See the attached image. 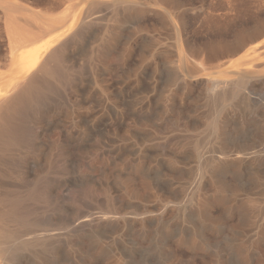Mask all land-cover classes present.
Instances as JSON below:
<instances>
[{"label": "rangeland", "instance_id": "obj_1", "mask_svg": "<svg viewBox=\"0 0 264 264\" xmlns=\"http://www.w3.org/2000/svg\"><path fill=\"white\" fill-rule=\"evenodd\" d=\"M9 1L15 4L11 12L18 17L14 18L18 19L21 14L26 17L27 14L44 23L57 22L58 28L53 35L62 37L69 28L76 30L84 27L83 36L79 38L81 42L78 39L74 41L70 54L72 61H78L77 65L82 68L84 75L77 74L81 82L83 80L81 84L93 91L96 98L91 104L94 114H85L87 105L82 103L84 93L78 92L76 106L81 109V115L73 120L74 123L65 116L68 103L63 99L51 98L45 104L48 113L44 120L33 113L29 115L30 148L23 157L16 155L10 159L6 156L8 163L0 172V184H17L7 165L17 169L23 167L27 183L32 182V177L47 166L46 159L36 157L37 153L48 152L60 128L72 132L73 162L66 171L58 166L57 172L64 171L56 172L55 176L53 173L47 176L40 173V177H47V182L51 183L49 186H55L50 201L34 203L31 198L26 201L30 208L37 205L41 210L33 215L40 228L35 226L36 231L32 228L30 237L27 236L36 242L34 246H9L2 264H115L118 258L122 264H264V238L253 235L245 224L235 222L238 219L235 210L215 196L210 179L212 168L205 163L209 159L217 162L226 160L220 158L221 154L215 153L217 151H212L219 145L213 127L226 117L229 120L227 143L235 149L234 154H238L244 165L241 166L243 171L237 173L229 164L230 168L222 169L217 178L228 186L241 185L247 189L251 185L248 174L251 169L264 171V56L250 59L247 65H238L250 71L256 69L257 72L248 73L250 78L244 84V91H240V97L233 104L219 112L215 99L220 88L229 86L225 80L238 77L227 75L225 71L237 68L234 62L242 60L251 47L260 45L264 48V34L255 39L249 37L256 27L264 29V0H107L120 5L123 19L117 29L118 41L109 44V51H106L109 56L105 54L104 58L107 72L102 78L111 89L119 88V101L122 103L120 105L119 101L114 103L113 99H108V109L104 114L96 106L99 93L95 82L101 73L99 70H102L96 58L98 49L106 40V30L110 29H107L111 25V16L108 18L111 11L107 13L109 7L104 5L98 19L85 24L84 13L81 12L85 0ZM74 2L80 4L76 11L65 15ZM105 9H109L105 11L107 16ZM4 13V9L0 8V48L3 50L7 48L10 36ZM13 19H10L11 25L16 32L27 33L25 37L33 36L31 30L33 32L34 25L31 24L30 28V21L27 24L23 17L19 18L24 21L22 23ZM101 19L106 21L103 23ZM63 21L66 22L60 23ZM24 25L30 28L26 29L27 32L23 29ZM173 28L178 30L176 40ZM240 39L246 43L245 46L232 54L231 46ZM174 42L184 49L185 69L183 78L179 76L169 83L167 77L170 78L169 73L177 60ZM181 79L184 83L188 81L189 86L185 87ZM84 117L85 120L89 117L88 121H99L94 125H90L93 121L86 124ZM254 136H257L256 139ZM197 139L200 158L190 155L195 152ZM124 146L126 153L118 159L115 150ZM245 148L250 149L246 152ZM10 160L14 161V166L9 164ZM250 160L252 163H249ZM197 163L204 165L202 176L185 179V169L195 167ZM179 186L186 187L183 191ZM196 188L204 190L210 198L207 210L212 216L211 221L205 222L199 215L196 197L199 190ZM2 190L0 187V192ZM191 235L201 236L202 241L194 236L197 241L188 242Z\"/></svg>", "mask_w": 264, "mask_h": 264}, {"label": "bare ground", "instance_id": "obj_2", "mask_svg": "<svg viewBox=\"0 0 264 264\" xmlns=\"http://www.w3.org/2000/svg\"><path fill=\"white\" fill-rule=\"evenodd\" d=\"M79 5L80 4H78V2H74L71 5H69L67 14H65V15H67V16L72 15L76 11V9L78 8ZM104 5H106L110 9V10L108 9L109 11L105 9L104 13H106L105 11H108L107 13H109L111 11V15H109V17H108V18H110V16H111V20L109 19V21H111V25L107 28V29L110 28L109 31L106 30V32L108 33L107 37H106V40L103 41L102 47L100 49H98V50H100L99 53L97 52L99 55L97 56V54H95L98 57V58H96L97 59L96 61L99 60L98 63L100 64V66L102 68L101 71L99 70V72H101V73H99V75L96 78V82H95L97 84L98 93H99V94H97V104H96V106L98 105L99 112H101L103 114L105 113L106 108L108 109V107H107V105L109 103L108 99L111 98V99H113L114 103H117L119 101V98H120L119 96H121L119 88H117V89H113L112 88L113 89L112 90L110 85H108V83H106L103 80L102 77H103V75L105 76V74L107 72V70H106V65L107 64H106V62L104 60V58H106L105 54L108 53L106 51L108 50L109 44H112V43L118 41L117 40L118 38L116 37V34H117L118 26H120V24L122 23L123 16H122L121 11H120L121 10L120 5H116V3H110L107 0H85V5L81 9V12L84 13V17H83V15H81V16L83 17V20H84L85 24H87L88 22L91 23V21L94 20V19H98L97 17H99L100 14L103 12L102 8H103ZM14 6H15V4L12 3L11 1L8 2V0L7 1L0 0V8L4 9V12H5L4 13L5 14L4 15V19L6 21V26H8V29H9V32H10L9 41H7L8 42L7 43V48H5V50L0 48V172L4 171L3 166L8 163L7 160H6V156L10 157V159L14 158L16 155H18L20 157H23L24 155H26L25 154L26 151L30 148V135L31 134H30V129L27 126V119H28V117H29V115L31 113L35 114L37 116V118H40V119L44 120L45 117L47 116V113H48L45 110V104L51 98H57L59 100L63 99L69 105V106L68 105L66 106L67 109H66L65 116L67 118H69V120H71V122L74 123L73 120H76V118L81 115L80 114L81 109H79L76 106V104H77V99L76 98H77V95H79L78 92L82 91L84 93L83 99L82 98H80V99H82V103H83L84 106L87 105V106H85V111H86L85 114H89V113L92 114L91 110L94 109L93 105L91 106L92 99L96 98V95L93 93V91H91L90 89H86L82 85L83 84L82 83L83 80L81 82V79H80L79 75H77V74H81L83 72L82 68L80 67V64H78L79 66L77 65L76 62H78V61H76V62L72 61L71 54H70V52H71L70 49H72L71 47H72V44H74V41H76L77 39H78V41L82 40V39L79 40V38L83 36L84 27H79L76 30H72V28H69L68 30H66L62 34L63 36L60 37V36L53 35L54 30H56L58 28L57 25H56L57 22H56V24L55 23H53V24L52 23H47L46 21H45L46 23H44V21L42 22V21H40V19H39V21H37L36 17L33 16V15H27L26 14V17H24L23 14H21L20 17L25 18V22H27V24H28V21H30L29 27L34 25L33 32L31 30V33L33 34V36L32 37H25L27 35V33L26 34H25V32L19 33L18 31L16 32L12 28L10 19H13L14 16H15V12H13L14 14L11 12V11L14 10L13 9V8H15ZM130 7H132V6H130ZM17 8H19L18 5H17ZM104 8H106V7H104ZM24 12H26V10ZM107 13H106V16H107ZM16 16L18 17V15H16ZM67 16H65V17H67ZM77 17H80V16L78 15ZM61 18H63V17H61ZM61 18L59 20H61ZM14 19H17V18H14ZM18 19H17V21H18ZM80 19H81V17H80ZM56 20H54V21H56ZM19 21H20V19H19ZM50 21H52V20H50ZM105 21L106 20H104V22ZM22 22H24V21H22ZM65 22L66 21H63V22H60V23H65ZM102 22H103V20H102ZM81 25H83V24H81ZM91 25H93V24H91ZM19 26H20V24H19ZM86 26H88V25H86ZM25 27L24 28L22 27V28L25 29V31L27 32L28 30H26V29L29 28V27L28 26L26 28ZM60 29H61V27H60ZM87 31H88V28H87ZM8 34H7V36H8ZM263 34H264V29L260 30V28L256 27L255 29H253L250 32V36L249 37L251 39H255V38H258L259 36H261ZM174 35L176 36L175 37V40H176V38L178 37V30L176 28L174 29ZM83 42H85V41H83ZM100 42H102V41H100ZM176 42H174L175 44H173V47L175 48L174 51H176L175 54H177V60L174 61L175 65L173 64V67L170 66V67L173 68L172 71L169 68L170 71H171L169 73L170 74V78L168 79V77H167V80H169V83H170V81L173 82V79H176V78L178 79L179 76L180 77L184 76L183 75V72H184V69H185V66H184V54H183V50L184 49L182 50V48L180 46H178V44H176ZM99 44H98V47H99ZM245 44L246 43L244 41H242L241 39L238 40L237 42L235 41L234 45L231 46V49H232L231 53L232 54H236L239 50H241L245 46ZM73 47H75V46L73 45ZM110 47H111V45H110ZM116 50H118V49H116ZM74 51H75V49H74ZM185 51H187V50H185ZM247 52L248 53L245 55V57L242 60L234 62V63H237V65H236L237 68L229 69V70L225 71L227 73V75H231L232 74V75H237L238 77H236V79H229V80H225V81L223 80L224 82L228 83L229 86H227L226 88L225 87L220 88L219 91L216 89L218 91V93H217V95L215 94L216 95L215 99H216L217 105L219 104V107H220L219 112L222 109H225L227 106H229L230 103L233 104L232 102H235L234 100L239 96L240 91H244V90H242L245 87L244 84L250 78V75H248V73H253L254 74L255 71L257 72L256 69H255V71H252L254 69L251 68L252 70L250 71L249 68H242V67H239L238 65H247L251 61L250 59H254V58L256 59L257 57H263L264 56V48H262L260 45H256V46L251 47ZM94 53H96V52L94 51L93 54ZM198 64L200 65V61H199ZM202 66L203 65H201V67ZM78 67L81 68V70ZM108 67H107V69H108ZM84 70H85V68H84ZM88 71H90V70L88 69ZM152 71H153V69H152ZM96 73H98V72H96ZM262 73L263 72H261L260 74H262ZM198 74L199 73H197L196 76ZM193 77H194V75H193ZM198 77H199V75H198ZM181 78H183V77H181ZM257 78H256V80H257ZM105 80H107V79H105ZM181 80L183 81V85L186 87L188 81L185 80V83H186V85H185L184 80L183 79H181ZM174 82H175V80H174ZM188 86H189V84H188ZM169 87H171V86H169ZM113 101L110 102L111 105L113 104ZM120 102L121 101H119V103ZM121 103H120V105H121ZM53 104H54V102H53ZM60 104H63V103H60ZM212 107H214V106H212ZM57 109H56V111H57ZM59 109H60V107H59ZM109 109H110V107H109ZM119 109H120V107H119ZM120 112H117V113H120ZM215 113H216V111H215ZM111 114H112V112H111ZM122 114L124 115L123 112H122ZM212 115H214V113ZM217 115H218V113H217ZM228 115H230V114H228ZM51 116H53L52 113H51ZM117 116L118 115H116V117ZM96 117H95V119H96ZM88 118H87V120H85V117L83 118V120H85L86 124H88L89 122L93 121L91 119H90V121H88L89 120ZM216 118H215V120H216ZM111 119L112 118H110V120ZM262 119L264 121V118H262ZM113 120H116V119H113ZM217 120H219V119H217ZM96 121H97V119H96ZM98 121L97 122L93 121L92 123H90V125L93 124L94 122H95L94 124H96V123H98ZM118 121L122 122L123 120L118 119ZM39 122H40V120H39ZM66 126L67 125H65V127ZM210 126H211V124H210ZM212 126H213V124H212ZM228 127H229V120L226 117L224 119H222V120L217 121L216 124L213 127L214 130L216 131L215 135L218 136V138H217L218 141L217 142H219V145H218V147H215L217 149L214 148L215 150L213 149V146H214L213 145L212 146V149H213L212 151L213 152L217 151L215 153L216 154L220 153L221 154L220 158H222L223 160L226 158V160L217 162L214 159H211V161L209 159L208 161H206L205 163L207 165L209 164V166H211V168H212L211 172H213V173H210L212 176L209 175L211 178L209 176L208 177L210 179H212L211 181L213 182V187H214L213 190L215 191L214 194L217 197V199L220 202L224 203V204H226V203L229 204L231 209L235 210V212L237 213L238 219H235V222L240 223V224H245L248 227L247 229L249 230V232H253V235H255L256 237L258 236L260 239H263L264 238V171L259 170V168L258 169L257 168H252L251 169L250 173H248V174H250V177H251V185L247 189L243 188L241 185L239 187H237L236 185L228 186L229 184H227V183L224 184V183H222L223 180L220 181L217 178V175L219 174V172L222 169L230 168L229 164H231V167L233 168V170L235 172L239 173L240 171H243V170H241V166L243 164L242 160L239 158V156H237L238 155L237 153H236L237 155L234 154L235 153V149L233 147L229 146V144L227 143V137H226L227 134L226 133H227V130H229ZM34 128L35 127H33V129ZM214 130H212L213 134L215 132ZM68 131L64 130V129L62 130L60 128L58 132L56 131V133H55L56 135L54 136V140L51 143L50 148L48 147L49 148L48 152H46L44 150L43 151L40 150L42 152L37 153L36 157H39L41 159L44 158V160L46 159L47 166H46V168H43L42 170H40L39 173L36 172L37 175L35 177H32V179H33L32 182L27 183V178L28 177H27L26 174H24V170L22 169L23 167L20 168V166H19V169H17V167L14 166V161L12 162L11 160H10L9 164H11L14 167L10 168V166L7 165L9 167V170L12 171L10 173L11 176L14 177L17 180V184H12L10 186H3V185L0 184V187H2L3 190H4V191L2 190V192H0V264H2L3 257H4V255L6 253V251L8 250L7 248L9 246L12 247L15 244H19V245H23V246L26 247L27 245L35 244L36 241L34 239H32V238L28 239V237H30L28 235H30V232H31L32 228H33V230H35V226L39 225V221H37V219L33 218V215L34 214L37 215L39 213L40 206L38 207L36 205L34 208H30L29 207L30 205L28 206L26 204V201L29 200L30 198L33 200L34 203L35 202L43 203L45 201H50V199L52 197V191H54L53 187L55 185L53 186V183H52L53 187L49 186V184H51V183H48L47 180H46L47 174L53 173L54 176H55V173L57 172L56 170L58 169L57 168L58 166H59V168L61 167L62 169H64L66 171V168L69 165H71L72 162H73V156H72L73 155L72 154L73 144H71L73 140H72V135L70 134L72 132H68ZM83 131L84 130H82V132ZM88 131H89V129H88ZM123 135H126V133L123 134ZM204 136H205V134H204ZM211 137H212V134H211ZM256 137L254 136L255 139H256ZM52 139H53V137H52ZM229 140H231V138ZM199 142L201 143V141H199ZM255 142H257V141H255ZM258 142H259V140H258ZM254 144L255 143L253 142L252 145L254 146ZM203 147L204 146L202 145V148ZM202 148H200V149L202 150ZM125 149H126L125 146H124V148L119 147V149L115 150V156L118 159H122L124 157L125 153H126ZM198 149H199V144H198V139H197L195 152L193 154H190V155H192V157H194V158H200L199 157L200 153H198V151H200V150H198ZM247 149H246V152H247ZM244 152L245 151L243 149V153ZM261 152H262V150H261ZM248 153H249V151H248ZM258 153L261 154L259 151H258ZM216 154H215V156H216ZM262 154L264 155V153H262ZM32 155L34 156V154H32ZM233 155H235V158H232ZM203 156H205V155H203ZM218 156H220V155L218 154ZM44 160H43V162H45ZM198 161H199V159H198ZM226 161H228V162H226ZM243 161H244V159H243ZM177 162H178V160H177ZM199 162H201V160ZM202 162L204 163V161H202ZM18 163H19V161H18ZM172 163H174V162H172ZM181 163H183V162H181ZM249 163H252V161L249 162ZM190 164H193V163L190 162ZM7 166H6V168H8ZM184 166H186V165H184ZM202 166H204V165H202ZM202 166L197 163V166H195V167L194 166L193 167L192 166L187 167L185 169V171H184L185 172V179L189 178L191 180L196 175L202 176V174H201V172H203L202 171L203 170ZM255 167H256V165H255ZM204 169H205V167H204ZM64 170H61V171H64ZM67 171H69V170H67ZM234 171H233V173H234ZM26 172L28 173V171H26ZM41 172H43L42 174L46 173V176L44 175V177H40V175H41L40 173ZM60 172L58 171L57 173H60ZM205 172H206V169H205ZM61 174H63V173H61ZM64 175H65V173H64ZM60 178H63V177L60 176ZM176 187H178V186H176ZM179 187H180L181 190L184 191L183 187H186V186H183V187L179 186ZM199 187L201 188V186H199ZM202 188L204 189V187H202ZM196 189H198V188H196ZM200 190L199 191L196 190L197 191V196H196L197 197V202L199 204L198 208L200 209L199 215L201 216V219L203 221H205V220L211 221L212 216L207 210V205L209 203V199L210 198L208 197V195L205 193L204 190H202L203 192L200 191ZM210 191H212V190H210ZM183 194H184V192L182 193V195ZM180 195L181 194H179V196ZM177 196H178V194H177ZM54 204H56V203H54ZM38 219H40V218H38ZM236 220H238V221H236ZM42 228H44V226H42ZM37 230H38V228H37ZM39 230H41V229H39ZM72 231H73V229H72ZM240 234H237V235H240ZM25 236L26 237L28 236V237L26 238ZM194 236L195 235H191L190 238L187 241L191 242V243H195L197 241L196 238L199 240V242L202 241V239L200 238L201 236H199V237L195 236L196 238ZM180 237H182V236H180ZM29 248L31 249V247H29ZM246 251L247 250L245 249L244 253ZM249 255H250V253H248V256ZM115 264H122L121 261L119 260V258L116 260Z\"/></svg>", "mask_w": 264, "mask_h": 264}]
</instances>
